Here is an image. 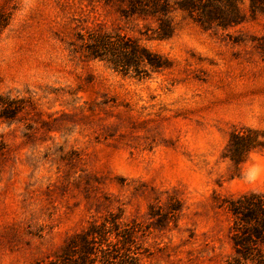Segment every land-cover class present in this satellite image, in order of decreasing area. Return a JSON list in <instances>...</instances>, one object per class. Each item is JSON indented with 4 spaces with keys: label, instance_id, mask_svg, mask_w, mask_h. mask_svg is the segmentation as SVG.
<instances>
[{
    "label": "rangeland",
    "instance_id": "374dc122",
    "mask_svg": "<svg viewBox=\"0 0 264 264\" xmlns=\"http://www.w3.org/2000/svg\"><path fill=\"white\" fill-rule=\"evenodd\" d=\"M228 32L186 18L147 40L171 68L150 78L88 58L78 34L143 22L90 0H0V264H38L108 211L150 226L143 264H226L222 202L264 193V149L222 157L234 127L264 130V12ZM227 34H230L229 36ZM233 38H239L234 41ZM256 38V39H255ZM4 98V99H2Z\"/></svg>",
    "mask_w": 264,
    "mask_h": 264
},
{
    "label": "trees",
    "instance_id": "16d2710c",
    "mask_svg": "<svg viewBox=\"0 0 264 264\" xmlns=\"http://www.w3.org/2000/svg\"><path fill=\"white\" fill-rule=\"evenodd\" d=\"M114 8L119 16L129 21L143 22L135 37L121 28L109 30L103 25L89 27L78 34V45L85 56L106 63L113 70L138 78H150L155 73L172 67L167 56L145 43L147 40L172 38L182 20L188 18L204 30L228 32L248 20L241 7L242 0H90ZM250 16L264 12V0H250ZM228 36L230 34H227ZM239 41V38H233ZM256 39V38H255ZM256 47L264 57V37L258 38ZM4 99V98H2ZM2 114L12 118L11 105L0 101ZM264 149V130L249 126L234 127L222 157L237 167L254 151ZM170 211H179L174 201ZM229 215V238L232 253L226 264H264V193L249 192L229 198L221 204ZM149 207L150 226L133 218L124 219L121 209L108 211L101 220L90 221L80 232L68 238L61 252L38 264H143L148 256L144 245L152 217L155 227L169 224L168 213Z\"/></svg>",
    "mask_w": 264,
    "mask_h": 264
}]
</instances>
